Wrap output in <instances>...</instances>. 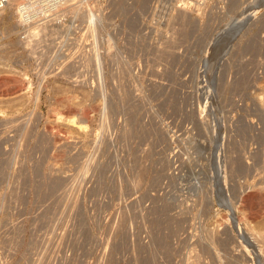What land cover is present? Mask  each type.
I'll list each match as a JSON object with an SVG mask.
<instances>
[{
	"label": "rangeland",
	"instance_id": "obj_1",
	"mask_svg": "<svg viewBox=\"0 0 264 264\" xmlns=\"http://www.w3.org/2000/svg\"><path fill=\"white\" fill-rule=\"evenodd\" d=\"M71 6L0 69V264H264V0Z\"/></svg>",
	"mask_w": 264,
	"mask_h": 264
},
{
	"label": "built area",
	"instance_id": "obj_2",
	"mask_svg": "<svg viewBox=\"0 0 264 264\" xmlns=\"http://www.w3.org/2000/svg\"><path fill=\"white\" fill-rule=\"evenodd\" d=\"M64 2L65 0H0V52L7 57L5 68L9 72L17 71V67H27L24 66L26 61L31 68L39 66L37 61L42 56L43 42L46 39L54 41L53 34L66 12L63 10L58 18L57 8ZM34 22L42 28L38 35L31 36L30 30L24 26ZM27 38H33L30 45L23 43Z\"/></svg>",
	"mask_w": 264,
	"mask_h": 264
},
{
	"label": "bare ground",
	"instance_id": "obj_3",
	"mask_svg": "<svg viewBox=\"0 0 264 264\" xmlns=\"http://www.w3.org/2000/svg\"><path fill=\"white\" fill-rule=\"evenodd\" d=\"M76 1H84V0H65V2L62 4V3H60L59 4V8H57L58 9V18L61 16V14H62V12H63V10L64 11H67V10H71V8H72V6H70L71 5V3L72 2H76ZM256 3V2H255ZM67 4H68V6H67ZM14 14V13H13ZM91 19H92V17H91ZM24 24H25V20H24ZM25 28H27V29H29L30 30V32H29V34L32 36H36V35H38L39 34V31L41 30V28H42V26H39V24L38 23H36V22H34V23H29L28 25H27V27L26 26H24ZM27 29H25V30H27ZM33 38H27V39H25V40H23V43L24 44H26V45H30L31 43V41H33L32 40ZM21 41V40H20ZM6 60H7V57L5 56V54H2L1 52H0V69H2L3 68V71H8V69H6L5 67H6ZM6 69V70H5ZM2 82V81H1ZM0 82V83H1ZM7 95L8 94H6V93H0V100H6L8 97H7ZM14 97V96H13ZM3 103V102H2ZM3 106V105H2ZM1 107V106H0ZM6 107V106H5ZM3 108L4 107H2V109L0 108V112H2V115H3V113H4V111L5 110H3ZM74 110V109H73ZM1 114V113H0ZM5 115V114H4ZM58 118V117H57ZM68 119V118H67ZM58 121V120H57ZM72 122V123H77L81 128H86L88 125H87V123H86V116H84L83 118H81V119H75L74 117H70L69 118V122ZM5 128V127H4ZM80 129V128H79ZM72 131V130H71ZM53 134V133H52ZM49 135V134H48ZM1 138V137H0ZM46 154V153H45ZM240 163V162H239ZM236 181V180H235ZM251 198V195H249V193L248 194H246V196H244L243 197V200H244V202H247L249 199ZM259 198V197H258ZM234 220H236V219H234ZM243 230V229H242ZM240 232V231H239ZM245 232V231H244ZM251 241H253V242H251L252 243V245L255 243L256 245H257V249H258V253L257 252H255L257 255H259L260 254V251H261V249H260V245H259V243H257V242H259L258 240H257V238H255L254 236H252L251 237ZM250 241V240H249ZM230 248V247H229ZM254 250H256V248L254 249ZM254 253V254H255ZM262 256V255H261ZM230 257V256H229ZM262 264V263H261Z\"/></svg>",
	"mask_w": 264,
	"mask_h": 264
}]
</instances>
